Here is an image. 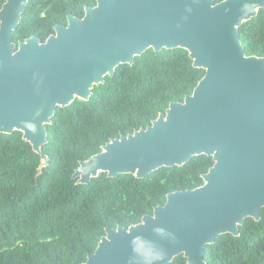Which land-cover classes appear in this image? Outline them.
Masks as SVG:
<instances>
[{
  "label": "water",
  "instance_id": "1",
  "mask_svg": "<svg viewBox=\"0 0 264 264\" xmlns=\"http://www.w3.org/2000/svg\"><path fill=\"white\" fill-rule=\"evenodd\" d=\"M29 0L0 8V132L23 133L49 163L42 146L56 108L93 88L116 67L133 64L147 49L184 48L206 70L193 92L172 101L146 127L121 133L81 160L72 177L89 183L100 172L143 178L161 167L181 166L195 155L214 163L196 188L167 194L166 202L129 227H106L83 264H206L207 244L240 234L247 217L264 208V57L247 55L239 27L264 0H97L82 18L40 42H15Z\"/></svg>",
  "mask_w": 264,
  "mask_h": 264
},
{
  "label": "trees",
  "instance_id": "2",
  "mask_svg": "<svg viewBox=\"0 0 264 264\" xmlns=\"http://www.w3.org/2000/svg\"><path fill=\"white\" fill-rule=\"evenodd\" d=\"M53 1H29L14 31L16 43L38 29L43 40L53 31L57 13L43 18L36 9ZM94 3L75 0L78 8ZM239 32L246 54L264 57V8L244 21ZM205 73L181 47L149 48L133 64H120L113 76L94 86L89 100L76 98L56 108L46 125L48 141L42 151L49 163L42 168L40 154L21 131L0 132V264H83L106 227L136 224L164 204L169 192L202 185V174L214 163L205 154L143 178L100 172L82 184L72 175L81 160L100 152L112 138L146 127L170 102L183 101ZM204 260L264 264V208L260 220L246 218L239 235L224 233L207 244ZM169 264H187V259L180 254Z\"/></svg>",
  "mask_w": 264,
  "mask_h": 264
},
{
  "label": "flooded vegetation",
  "instance_id": "3",
  "mask_svg": "<svg viewBox=\"0 0 264 264\" xmlns=\"http://www.w3.org/2000/svg\"><path fill=\"white\" fill-rule=\"evenodd\" d=\"M94 1H95L94 4H92V5L83 4L81 8L77 7V5L75 4V0H54L53 2L49 3L48 7H45V4L40 3L38 6H36V9L40 8V10H41L40 17L45 18V17H48L50 15L53 16L54 13H57L58 20L53 23V25H52L53 31H51L46 36V38L44 40L40 36V34L42 33L40 29L37 30L38 34H33L31 36H37L39 38L40 42L45 41L50 35L55 33V26L56 25L66 26L68 24V15L69 14H72L76 17L82 18L86 13V7L96 6L97 0H94ZM62 12H64L63 15L61 14ZM47 14H48V16H47ZM31 36H29V37H31ZM26 38H28V37H25L24 39H26ZM20 40H22V39H20Z\"/></svg>",
  "mask_w": 264,
  "mask_h": 264
}]
</instances>
